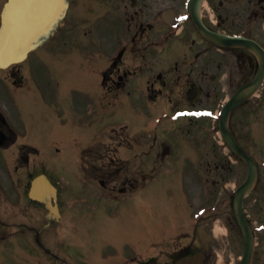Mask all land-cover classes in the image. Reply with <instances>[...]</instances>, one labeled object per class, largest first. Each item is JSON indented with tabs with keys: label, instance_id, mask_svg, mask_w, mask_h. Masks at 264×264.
I'll return each instance as SVG.
<instances>
[{
	"label": "flooded vegetation",
	"instance_id": "obj_1",
	"mask_svg": "<svg viewBox=\"0 0 264 264\" xmlns=\"http://www.w3.org/2000/svg\"><path fill=\"white\" fill-rule=\"evenodd\" d=\"M147 1L106 0L108 7H116L121 10V15L124 14L128 20L127 23L131 33L126 38V42L122 41L120 43L121 47H124V59L127 57V51L129 50L128 53L131 54L130 58L132 60L149 59L151 65L155 59L159 58L177 60L176 64L179 60L194 58L192 60H202L201 66H205L208 53L212 54L216 48L210 49L207 45V40L202 38L200 34L198 35L199 30L195 24L188 26L181 34L179 40H164V31L161 30L157 22L159 16L153 17L148 13L149 5ZM181 1L175 0L178 6ZM238 2L239 0H219L216 8V20L210 16L207 18L209 27L215 31L233 32L234 27L230 23L234 17L232 16L230 19L228 14L229 7H232L235 16L241 17V15H245L247 18L249 24L246 28L247 32H244L247 33L248 37L261 42L262 39L264 40V0H246L245 14H242V11L239 10ZM170 4L175 7L174 3L170 2ZM114 32L119 33V30L114 28ZM121 37L122 35L119 36V38ZM229 53L232 54L231 50ZM222 56L223 54L218 53L217 50L214 51L212 56V58H215L216 67L221 73H223ZM244 59L245 61L242 63L241 68L246 75L247 81L257 69V62L254 56H245ZM122 61V59L117 61L111 69L109 68V62V69L105 70V81L110 79V83L108 84L107 80L106 84L109 93L118 92L120 89L127 87L128 84L123 83L125 75L131 72L133 74L142 72L141 64L135 68L128 65L121 66V72L120 67L114 68L117 64H121ZM20 70V68L16 67L9 74L12 77L13 86L16 82L22 80L19 76ZM113 72L116 73L114 74ZM201 72H205L203 67ZM154 73V80L157 84L169 87L171 92L173 87L177 88V106H186L187 101L194 97L190 87L196 81L190 77L186 68H176V73L174 74L171 70L164 71L163 68L157 69ZM29 75L31 77L28 82L33 79L32 74L29 73ZM36 81H41V77L37 75V72H35L34 85L28 88V92H33L35 96V93L40 91L43 98L49 93L51 94L49 102L52 100L55 102L51 105L45 104V117L42 121L40 119L32 121L22 120L13 115L5 119L0 114V243H6L10 246L14 242L15 233H23L27 242L26 249L35 258L32 261L33 264H48L50 261L48 256L56 262L60 261L61 264L66 263V260L57 252L63 253L67 248H70L76 255L79 254V259L74 261L75 264H84L86 262L82 255L84 243L88 248H93L92 250L100 248L103 252L105 249L110 248V250L118 253L116 258L106 261V264H126L124 256L119 252V250H122L124 254L126 250L124 248V244H126L125 235L116 233V230H111L108 226L111 216L119 214L126 207L135 208L136 203L141 199L142 183H139L136 178L130 179L121 176L123 170H130L131 168L126 161L127 159L121 157L119 148L123 143L122 140L128 137L124 133H118L114 142L106 145L103 149H87L88 171L91 177L95 179L94 183H55L57 186L55 202L58 204L61 217L59 220L51 221L50 225L47 226L50 219L48 218L49 210L46 203L35 201L28 194L31 177L37 172L46 171V156L48 152L46 140L61 136L62 131H56V129L61 130L62 127L68 126V122L76 129L78 120L75 118L77 108L72 104L70 109L73 119H63V114L67 116L68 107L63 110L60 92H58V98L54 99L52 95L55 94V91H46L45 84L36 83ZM202 81L206 82V79ZM138 88L139 86L136 85L134 90ZM12 89L18 90V88L15 89L13 87ZM206 89V86L204 89H199L198 102L194 104L203 102L202 97L206 94ZM214 91L216 93L218 88L214 87ZM70 98H72V95ZM263 105V100L249 101L239 112L244 120L238 123L236 121L232 128L240 139H243L241 135L243 131H241L240 125L246 122L243 114H250L245 109L248 107L257 108ZM252 124L247 123L252 133H259L261 123L258 122L255 126ZM138 136L140 137H137L136 140L140 141L142 134L140 133ZM97 137H101L103 140L106 138L104 135H97L92 137V139ZM248 139H253L258 144L264 143V139L261 137ZM254 148H256L254 144H251V153H255ZM55 149L58 150V148ZM40 154L43 155V159L40 160V165L38 164V167H35L33 165V157ZM134 165L137 172V167L141 168V160L136 161ZM106 193L118 195L119 200H110L105 197ZM16 215H19L22 222L18 221ZM22 215H27V217ZM22 218L25 220L23 221ZM103 239L109 241L105 248L101 247ZM202 241L204 242V240ZM48 242L53 245L57 252L47 245ZM211 246V250L218 249V244L215 242ZM198 247L190 243H179L176 250L172 252V259L175 262L197 251ZM214 252L217 251L210 252L209 259L213 260L215 257ZM158 262L159 260H157V264ZM138 264H143L142 260H139ZM207 264H211V261Z\"/></svg>",
	"mask_w": 264,
	"mask_h": 264
},
{
	"label": "rangeland",
	"instance_id": "obj_2",
	"mask_svg": "<svg viewBox=\"0 0 264 264\" xmlns=\"http://www.w3.org/2000/svg\"><path fill=\"white\" fill-rule=\"evenodd\" d=\"M87 2L89 0H82V1H76L73 5L74 9H75V13H71L70 15L72 16V20L74 19L73 24L77 25L78 27L76 28L77 30L73 33V35H71V33H66L64 36V39L67 38V40L63 41L64 46L62 49H65L66 47L69 48H74V50L79 47L82 42L87 41V39H91L93 38L94 40V36H97L99 40L101 41H105L104 37L101 35L103 34L102 28H98L100 31L97 32V30L95 31V29H91V28H95L94 27V22H96V20L99 19L100 16H102L103 14L101 13V11H103L104 9V4L101 2V0H91V4L92 7L91 10H88V7L86 6V4L81 3V2ZM154 2L159 3L163 1L166 2L167 0H153ZM153 1H149L153 2ZM214 1L215 5H218V1L219 0H212ZM89 4V3H88ZM156 4V3H155ZM239 5V9L242 11V14H245L246 12V0H239L238 2ZM230 10H228V14L230 15V19L232 18V16L234 17L231 22L234 21L235 18H238L237 16H235L233 14L232 11V7H229ZM183 11V10H182ZM115 12V11H114ZM105 14L107 16V18L109 20H112V16H110L111 14H113V10H106ZM104 14V15H105ZM154 17V16H153ZM245 17V15H241V17L239 18H243ZM70 20V19H69ZM244 22H246L244 20ZM247 28V27H245ZM245 28H240V29H236V30H245ZM82 50L85 51V48H81ZM81 49H79L76 53V56H80V54L82 52ZM52 50V49H51ZM58 53V51L56 52ZM63 56L65 57H73L75 58V55H70V51H66V50H62L60 52ZM44 56V55H43ZM194 59L191 58L187 61V63H190V61ZM175 61H172L171 63H168V59L166 60V63L164 64V66L162 67L163 69L166 70H172V73H176L175 71ZM233 62V61H232ZM231 62V63H232ZM212 62H210L209 60H206V76L200 73V70L198 67L192 68L190 66H188L186 68L188 74L190 75L191 78L194 79H201L202 76L205 77L203 79H206V82H203V84L207 87H217L218 88V92L215 95H207L205 97V102L208 106L209 105H213L212 107L217 108L216 103L217 100L225 98L228 94H230L232 92L233 87L232 86H227V85H222L221 80V73L220 70H218L217 68H215V66H213L211 64ZM192 65V64H191ZM95 66V63H90L89 61L85 60V58H78L76 60L73 61V64L71 65V68L75 71V70H82L84 72H88L89 68H92ZM135 66V65H134ZM193 66V65H192ZM209 67V68H208ZM192 68L191 72L190 69ZM32 69V68H31ZM35 69H38V66L35 67ZM32 72H35L32 69ZM220 73L219 77L220 79H216V81H212L211 80V76L210 73ZM222 72H224V68H222ZM146 73V72H143ZM137 73H135L134 75H136ZM147 75L144 77L145 79L148 78L149 79H154L155 77V73L154 72H147ZM3 75V74H2ZM226 78V74L224 72V79ZM147 86L149 88V83L147 82ZM136 87V83L132 82L131 86H130V90H134ZM5 90V88H3V86L0 87V89ZM223 89V90H222ZM3 93L5 94V98H6V91H3ZM214 100V104L210 103L211 101ZM21 101H24V97L21 98ZM3 103L5 105H7L6 101L4 100ZM55 102L52 100L51 102H47V104L51 105L54 104ZM139 106V102L137 103H133V108L135 107V105ZM30 105H33L32 103H30ZM110 108H114L113 103H111V107ZM246 111L248 110L250 112V114H243V116L246 118L245 119V123H242L240 125V129L241 131H243L242 137H243V142L245 144L251 143L254 144V146L256 148H254L255 151V155L260 159V161H264V143H256L255 141L252 142H247L246 140L248 138H256V137H261L262 139H264V105L261 107H257V108H253V107H248L247 109H245ZM144 112H146L147 110H142ZM241 111V110H240ZM251 115V116H250ZM18 118H20V114L18 115ZM122 119L124 120V116L122 117ZM243 117L241 118H237V123L239 121H243ZM251 122L253 121V126L257 125L258 122H260V126H259V133L255 132L252 133V131L250 130V128L247 126V122ZM205 127L204 128H200L199 127L193 125L190 128V131L187 130L183 131V128L180 124H171V126L168 127V129H171L173 133H175L177 136L180 135L181 140H183L185 147L188 149V151H186L185 153H183L184 155H188L190 157V159H193L192 161H189L188 157H185V159L183 160H179L177 158V156H174V166H170L167 167L166 169H164L163 165L165 166L166 164L161 165L159 168L157 167L159 164L155 165V162L160 161V154L159 152L155 153L153 156L151 157H143V159H146L147 162H143L144 164V177L145 175H149L152 174L151 171H154V177H152L151 179H149L148 183H157V185H155L157 187V189L159 190V193H162L159 195L158 201H156L155 199V207H154V211L155 212V216L156 218H169L172 219L173 217L174 220L172 222H176L177 221V216L178 215H182L183 212H180V210L178 209V205L182 204V207L185 206L188 208V210L186 208L184 209V213L188 212L187 214V218L189 219V213L190 212H194L198 210L199 207V203L198 201L201 200L202 196L200 193V187L202 184H204L205 186H212V188L215 189V196L216 193L219 192V194H221V192H223L224 189L230 188L232 187L235 183H238V181L241 180H245L246 178V174L247 171L245 169V165L242 162H239L238 164H232L231 166H227L226 169L220 168L219 167V163L221 160L228 158L226 155H224L223 153V149L220 150L219 144H220V138L218 135H214L213 137L208 135L207 132L209 131L211 133L212 129H213V125H216L213 123V121L211 122L210 120H207V122H205ZM161 128V127H160ZM205 129V130H204ZM176 135H174L173 137H177ZM248 137V138H247ZM80 138H82V136H80ZM178 138V137H177ZM55 140H52V143H54ZM73 145V144H72ZM47 146H51V145H47ZM49 150V149H47ZM51 150V149H50ZM49 150V151H50ZM67 151H71L70 146H68ZM176 152L177 149H176ZM49 152H47L48 154ZM177 154V153H176ZM66 155H64V160H62V169L60 166V162L55 166V165H50V161L47 162V167L49 169L53 171H55L56 169L59 170V172H56L57 174H60L62 177V181L61 183H72V181L74 179L77 178L78 175L77 172H72V170H76L75 168V164L76 161L79 157H74L72 156V152H71V156L70 157H65ZM34 162L33 165L35 167H38V164L40 163V160L43 159V155H36V157L34 156ZM36 158V160H35ZM176 159H178L176 161ZM169 160V161H174ZM230 160V159H228ZM47 161V160H46ZM58 161H60L58 159ZM73 161V165L71 164ZM144 161V160H142ZM166 163V162H165ZM40 165V164H39ZM72 165V167H71ZM163 167V168H162ZM218 167L220 169H218ZM224 167L225 166H222ZM164 169V170H163ZM49 170V171H51ZM196 171V173H195ZM193 172V173H192ZM262 174H263V178H264V168H262ZM54 173V172H53ZM195 173V179H194V183L196 184V189L197 191L195 192L194 189V183L192 181V175ZM54 176V174H52ZM56 178V176H54ZM154 180V181H153ZM153 181V182H152ZM263 183L262 185H260V188L258 189V191L253 192L251 196H248L246 198V203H249V209H250V213H252L253 217L257 220H255L253 222V225H257L259 224L261 221H264V204L263 202H259L257 204V207H255L254 209V204L260 200V198L262 200L264 197V179H262ZM215 183H220L215 185ZM222 185H225L224 187H222ZM168 192L171 194L174 193L173 198L170 197V195L168 194ZM188 193V196H185V194ZM218 194V195H219ZM258 197V199H257ZM215 200L212 199L210 202L208 203H213ZM228 207L223 208L222 209V213L221 216L225 217V214L227 213ZM183 213V214H184ZM23 216V215H22ZM17 219L19 222L21 221V218L19 217V215H16ZM23 217H27V215L23 216ZM222 217V219H224ZM23 221L25 220L24 218H22ZM218 219H220V217H218ZM151 221L152 219L147 217L146 214L143 215V218L141 219V224L143 229L145 228H150L151 227ZM27 222V221H25ZM160 222H162V219L160 220H156V223L160 224ZM185 224H186V220H185ZM203 225L205 223H202ZM127 226H129V222H127ZM176 227L181 226L180 223H178L177 225H175ZM173 227V226H172ZM163 227L160 228V230H162ZM235 230L230 229L229 235L226 234H219L218 236V242L225 245L226 243H229V240H233L235 242V234H234ZM106 235V234H105ZM257 235L261 238L260 245L257 247V260L255 264H262V261L264 260V234L262 231L258 232ZM150 236L151 239H149L147 241L146 244H144V248L142 249L143 252V256L147 257L148 255H150V253H157V254H161V261L166 260L167 259V251L171 250L172 248H174L173 246L176 244H178L177 239L179 238V232L178 229L177 230H170V231H163L161 234L157 233L155 231V229H151L150 231ZM241 233L239 231V243H243L241 242ZM149 238V237H148ZM22 240V238H20ZM208 239L209 240V244L212 245L213 241L211 239H214L215 241H217L212 234L209 233L207 234V237H205V241H206V245L208 246ZM109 241L107 239H103V244H102V248H105L107 243ZM27 244L26 240H24V242H18L15 241L13 242V247L10 246H0V250L6 249L8 250V254L10 256V258H8V254H6L5 252H3L0 256V264H33L31 263L32 260H30L29 257H33L32 254L30 253V251L28 252V250L26 249V246L23 245ZM124 248L128 249L129 248V244H124ZM234 248V247H233ZM232 248V250H233ZM243 250V248L241 249ZM241 250H237V251H231L230 249L222 252V254H224L225 257H227V259L229 258V256H232L231 258L228 259V262H233L234 260L238 259V257H240V255L242 254ZM12 251L13 253H15V251H19L18 252V257L13 256L12 255ZM234 255H233V253ZM71 255V254H70ZM29 256V257H28ZM13 259V261H12Z\"/></svg>",
	"mask_w": 264,
	"mask_h": 264
},
{
	"label": "water",
	"instance_id": "obj_3",
	"mask_svg": "<svg viewBox=\"0 0 264 264\" xmlns=\"http://www.w3.org/2000/svg\"><path fill=\"white\" fill-rule=\"evenodd\" d=\"M32 3H34L33 0H11L7 5L4 15L5 26L0 36L1 66L20 60L19 49L21 47H23V49L29 48L31 42L35 40L40 33L48 29L51 22L65 5L64 0H46V2H44V8L39 7L38 11H36L32 8ZM245 188L246 186L240 191L237 197L240 219H242L241 205ZM244 232L248 247L246 249V256L243 264H247L252 250L253 240L250 231L245 225Z\"/></svg>",
	"mask_w": 264,
	"mask_h": 264
},
{
	"label": "bare ground",
	"instance_id": "obj_4",
	"mask_svg": "<svg viewBox=\"0 0 264 264\" xmlns=\"http://www.w3.org/2000/svg\"><path fill=\"white\" fill-rule=\"evenodd\" d=\"M34 3L33 5H35L34 10L38 11L39 7L43 5V8H44V2L45 0H33ZM36 5H38V7H36Z\"/></svg>",
	"mask_w": 264,
	"mask_h": 264
},
{
	"label": "snow or ice",
	"instance_id": "obj_5",
	"mask_svg": "<svg viewBox=\"0 0 264 264\" xmlns=\"http://www.w3.org/2000/svg\"><path fill=\"white\" fill-rule=\"evenodd\" d=\"M209 115H210V113H209Z\"/></svg>",
	"mask_w": 264,
	"mask_h": 264
}]
</instances>
